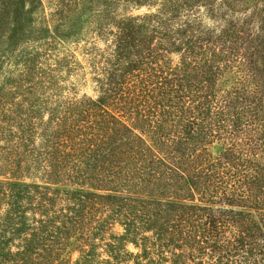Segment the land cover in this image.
I'll list each match as a JSON object with an SVG mask.
<instances>
[{"label":"trees","instance_id":"obj_1","mask_svg":"<svg viewBox=\"0 0 264 264\" xmlns=\"http://www.w3.org/2000/svg\"><path fill=\"white\" fill-rule=\"evenodd\" d=\"M263 1L57 0L25 30L0 264H264Z\"/></svg>","mask_w":264,"mask_h":264},{"label":"rangeland","instance_id":"obj_2","mask_svg":"<svg viewBox=\"0 0 264 264\" xmlns=\"http://www.w3.org/2000/svg\"><path fill=\"white\" fill-rule=\"evenodd\" d=\"M56 1L0 0V128L1 126L8 127L11 124L16 126L23 125V127L16 128V131L25 128V59L31 56L29 54L31 49L29 48L27 31L25 30L31 29V26L44 24L47 17L52 18L51 14L56 8ZM247 6L251 7L249 3ZM259 6H264V1L259 3ZM205 15V19L210 24L222 23L219 17L213 18L207 13ZM81 92H87L90 95L94 94L90 83L82 87ZM8 134V131L4 133L1 129L0 174L13 177L12 170H17L16 172L18 173L16 174L25 180V171L23 173L20 171L17 166L18 163L13 162L10 166L5 159L9 155L6 149H12V153L14 147L9 138L7 139ZM0 178L3 177L0 176ZM1 198L2 196L0 195V215L5 210V205ZM3 229V226L0 225V232Z\"/></svg>","mask_w":264,"mask_h":264}]
</instances>
